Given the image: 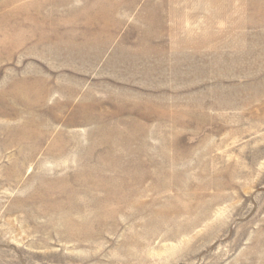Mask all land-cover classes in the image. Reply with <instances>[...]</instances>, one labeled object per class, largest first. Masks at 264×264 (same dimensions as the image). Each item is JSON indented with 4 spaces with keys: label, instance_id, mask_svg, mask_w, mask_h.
Wrapping results in <instances>:
<instances>
[{
    "label": "rangeland",
    "instance_id": "374dc122",
    "mask_svg": "<svg viewBox=\"0 0 264 264\" xmlns=\"http://www.w3.org/2000/svg\"><path fill=\"white\" fill-rule=\"evenodd\" d=\"M264 0H0V264H264Z\"/></svg>",
    "mask_w": 264,
    "mask_h": 264
},
{
    "label": "crops",
    "instance_id": "0c3cea01",
    "mask_svg": "<svg viewBox=\"0 0 264 264\" xmlns=\"http://www.w3.org/2000/svg\"><path fill=\"white\" fill-rule=\"evenodd\" d=\"M260 93V100L263 102L264 101V82L262 81L259 85V87L257 88V85L254 83V87H253V95H254V99L256 98V95L258 92Z\"/></svg>",
    "mask_w": 264,
    "mask_h": 264
}]
</instances>
